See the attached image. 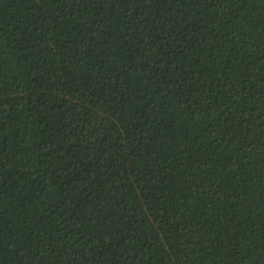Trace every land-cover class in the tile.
I'll return each mask as SVG.
<instances>
[{
    "label": "trees",
    "instance_id": "16d2710c",
    "mask_svg": "<svg viewBox=\"0 0 264 264\" xmlns=\"http://www.w3.org/2000/svg\"><path fill=\"white\" fill-rule=\"evenodd\" d=\"M0 264H264V0H0Z\"/></svg>",
    "mask_w": 264,
    "mask_h": 264
}]
</instances>
